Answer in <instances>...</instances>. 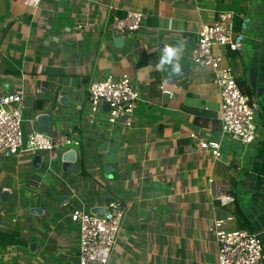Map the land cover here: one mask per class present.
Instances as JSON below:
<instances>
[{"label":"crops","instance_id":"0c3cea01","mask_svg":"<svg viewBox=\"0 0 264 264\" xmlns=\"http://www.w3.org/2000/svg\"><path fill=\"white\" fill-rule=\"evenodd\" d=\"M223 9L247 25L235 29L243 39L225 64L262 121L252 144L224 136L214 156L199 142L220 138V96L211 68L194 63L191 51L201 25ZM128 10L145 15L133 39L112 26ZM168 44L182 47L179 73L156 70ZM110 75H126L140 91L129 127L110 124L105 113L88 121V85ZM8 91L27 95L26 129L76 130L80 145L67 170L61 156L71 148L59 151L52 170L28 152L0 156V230H20L26 242L0 246V264H78L71 210L106 207L114 197L126 213L109 264H217L209 227L232 216L233 203L217 198L229 190L232 164L237 201L264 244V0H0V93Z\"/></svg>","mask_w":264,"mask_h":264},{"label":"built area","instance_id":"2783aa9c","mask_svg":"<svg viewBox=\"0 0 264 264\" xmlns=\"http://www.w3.org/2000/svg\"><path fill=\"white\" fill-rule=\"evenodd\" d=\"M235 15L233 10L223 9L217 12L213 22L202 24L191 51L194 63L211 68L220 96V138H203L199 142L201 148L210 150L214 156L220 155L224 136L244 145L252 144L260 124L259 108L249 101L231 68L225 64L227 51L239 49L243 39L242 32L234 30ZM144 18V13L139 10H128L124 16L115 15L112 24L115 34L133 39ZM246 26L243 22L241 30H245ZM160 88L163 93L173 95L172 90L164 86ZM87 91L90 123H97V115L105 113L110 124L131 126L141 94L129 77L110 75L91 82ZM104 103L108 104V110L103 109ZM27 109V95L23 91L0 93V156L9 157L22 152L41 154L47 169L52 170L51 162L60 150L77 149L79 134L76 130L59 131L54 135L37 128L23 130V116ZM217 198L223 205L234 202V196L228 193H221ZM106 207L107 213L103 217L82 205L75 206L69 214L79 231L78 264H109L112 258L126 205L121 198L114 197ZM234 220L233 216L217 218L209 227L217 237V264H264V244L260 232L230 227Z\"/></svg>","mask_w":264,"mask_h":264},{"label":"trees","instance_id":"16d2710c","mask_svg":"<svg viewBox=\"0 0 264 264\" xmlns=\"http://www.w3.org/2000/svg\"><path fill=\"white\" fill-rule=\"evenodd\" d=\"M241 25H242V21L235 15L234 30L235 29L237 30ZM237 82L239 83V85L241 87L244 85V83L241 80H237ZM242 91L248 95V98L250 97V95H251L250 90L245 91V89L242 88ZM57 94H58V91L54 92V94L49 98L51 100L50 105L52 108H57V105H56ZM249 101H250V98H249ZM44 105H45V102H39V101L37 102V106L40 108L44 107ZM260 118H262L261 112H260ZM235 167L236 166L234 164H232V169H231L232 171L230 172L229 176L227 177V180L229 183V190H228L229 192L227 191V193L234 196L233 208L231 209V213H232V216H234L236 219L237 227L246 228L249 231L255 232L254 226H253L251 220L245 214V212L242 210V208L240 207V204L236 198L237 177H236V174L234 172ZM25 243L26 242L22 238V234H21L20 230H12L11 232L0 230V246L5 247L8 245H23Z\"/></svg>","mask_w":264,"mask_h":264},{"label":"water","instance_id":"95a60500","mask_svg":"<svg viewBox=\"0 0 264 264\" xmlns=\"http://www.w3.org/2000/svg\"><path fill=\"white\" fill-rule=\"evenodd\" d=\"M118 41H121L123 42V38L122 37H118L117 38V42ZM60 101L62 102V98H60ZM103 109L104 110H108L109 109V106L108 104L104 103L103 104ZM62 158V166H63V169L64 170H67L71 167V165L76 161V158H77V151L75 149H70L66 152H64L61 156ZM42 161V155L41 154H36L34 156V164H38ZM114 168L110 165H107L105 168H104V173L106 175L109 176V178L111 180H116L118 178L117 176V173H115L114 175H112L110 172H114ZM114 176V177H112ZM68 200V196H64L63 198H61L60 200V203H64ZM91 212L98 215V216H105L106 213H107V207L105 206H94L91 208ZM29 248L31 251H35L36 248H37V243L36 242H31L29 244Z\"/></svg>","mask_w":264,"mask_h":264},{"label":"clouds","instance_id":"9594fccd","mask_svg":"<svg viewBox=\"0 0 264 264\" xmlns=\"http://www.w3.org/2000/svg\"><path fill=\"white\" fill-rule=\"evenodd\" d=\"M181 51L182 47L180 45H165L162 49L159 61L155 66L156 70H164L165 66H171L172 72L179 73L181 71L179 63Z\"/></svg>","mask_w":264,"mask_h":264},{"label":"rangeland","instance_id":"374dc122","mask_svg":"<svg viewBox=\"0 0 264 264\" xmlns=\"http://www.w3.org/2000/svg\"><path fill=\"white\" fill-rule=\"evenodd\" d=\"M100 114H102V113H100ZM261 121H262V119L260 118V123H261ZM24 122H25V114L23 116V124H22V127H23V130H26L27 131L28 129H26V127L24 125ZM24 141H25V146H26V143H27L26 133L24 135Z\"/></svg>","mask_w":264,"mask_h":264},{"label":"bare ground","instance_id":"6f19581e","mask_svg":"<svg viewBox=\"0 0 264 264\" xmlns=\"http://www.w3.org/2000/svg\"><path fill=\"white\" fill-rule=\"evenodd\" d=\"M59 157V156H58Z\"/></svg>","mask_w":264,"mask_h":264}]
</instances>
